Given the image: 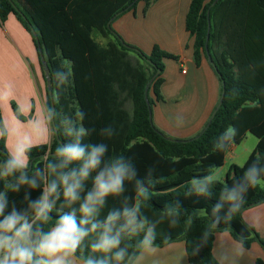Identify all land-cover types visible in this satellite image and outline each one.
<instances>
[{"label": "trees", "instance_id": "1", "mask_svg": "<svg viewBox=\"0 0 264 264\" xmlns=\"http://www.w3.org/2000/svg\"><path fill=\"white\" fill-rule=\"evenodd\" d=\"M134 1L0 0V20L13 13L24 24L32 34L38 51L40 47L50 78L63 61L71 63L70 83L56 107L65 114L74 105L84 111V126L92 130L86 142L101 141L100 129L112 125L116 135L104 141L109 145V155L122 153L129 157L140 178L149 168L155 169L154 176L160 182L152 190L153 195L144 208L145 214L149 218H157L164 213L166 204L181 201L179 223L169 227L165 221L157 227L158 246H165L174 240H185L191 264H217L213 242L215 233L219 231L228 230L236 240L243 237L245 248H249L254 240H259L264 247V241L242 217L244 210L264 202V187L258 186L247 193L245 203L232 219L212 230L208 246L199 255L193 254L194 244L210 225V213L221 184L214 186L211 198L184 195L194 175L203 174L212 165L222 167L229 147L233 143H240L248 132L259 140L256 149L247 163L230 167L225 182L230 184L233 178H239L257 154L264 157V0H219L214 6L212 3L215 0L208 3L206 0H192L186 17V29L195 39V63L200 66L202 57H208V51L222 82V90L225 85V97L206 130L185 141L166 136L154 125L145 99V89L158 71L160 73L148 91L151 110L155 101L163 99L160 87L164 82V59L179 60V57L157 45L150 54L127 43L125 46L112 26L108 27L116 14L121 13V16L135 9L138 2L143 0ZM154 1L146 0L145 12ZM209 19L211 29L206 49ZM97 33L113 39L102 46L95 39ZM215 39L224 40L225 46L217 48ZM129 53L135 54V61L143 60L152 71L146 70L141 63L133 65ZM51 85L53 89L52 79ZM151 93L155 95V101ZM47 98L51 104L48 89ZM126 101L127 104L132 101L131 109L125 107ZM230 125L237 129L234 142L223 152L214 150L215 139ZM63 142L65 137L59 136L52 148L56 143ZM0 149L2 157L6 151L2 141ZM45 155V148L33 149V163H39ZM128 187L130 193L131 185ZM21 195H12L11 198L19 202ZM32 195H39V191ZM118 206L119 200L109 198L104 212ZM199 209H207L209 216L197 218ZM188 220H191L190 225ZM165 239L168 243H165ZM256 264H264V260L258 259Z\"/></svg>", "mask_w": 264, "mask_h": 264}, {"label": "clouds", "instance_id": "2", "mask_svg": "<svg viewBox=\"0 0 264 264\" xmlns=\"http://www.w3.org/2000/svg\"><path fill=\"white\" fill-rule=\"evenodd\" d=\"M71 75L69 61H63L51 75L52 103L47 96L43 98L38 120L17 116L20 127H14L0 119V140L6 149L0 157V264H162L157 227L165 221L175 227L182 203L166 204L164 213L154 219L145 214L152 190L160 182L155 169L149 168L140 178L129 157L109 155L104 141L116 135L112 125L100 129L101 141L86 142L92 130L84 126V111L74 105L65 114L56 107ZM14 91L12 83H0V102L11 99ZM131 106L129 101L126 107ZM176 119L178 124L183 122L182 116ZM236 134L237 129L228 126L215 139L214 150L225 151ZM59 136L65 142L56 143L53 149ZM41 147L46 155L33 163L32 151ZM217 184L221 188L212 206V219L194 244V255L208 246L213 229L239 211L251 189L264 187V157L257 154L230 184L222 168L209 166L191 178L184 195L211 198ZM35 191L39 195L34 197ZM21 193L19 202L11 198ZM109 198L119 200V206L105 213ZM196 216L206 218L209 212L199 209ZM244 253L241 237L218 243L215 259L217 264H236V257Z\"/></svg>", "mask_w": 264, "mask_h": 264}, {"label": "crops", "instance_id": "3", "mask_svg": "<svg viewBox=\"0 0 264 264\" xmlns=\"http://www.w3.org/2000/svg\"><path fill=\"white\" fill-rule=\"evenodd\" d=\"M210 1L206 0V3ZM191 2L192 0H155L145 12L146 0H143L138 2L135 9L117 17L111 24L125 43L142 49L146 54L152 52L157 42L145 40L152 39L153 33L157 32L164 41L161 43L162 49L179 57V60L164 59V82L160 87L163 99L155 101V95L151 93L150 96L155 101L152 106L154 125L166 136L184 141L195 138L204 131L222 91V82L208 57H202L200 66L195 63V39L186 29ZM152 23H163L166 27L161 31H154ZM111 39L108 38L107 43ZM129 54L136 58L135 54ZM4 82H10L15 87L12 98L0 102L5 123L20 127L13 112L15 105L22 112V117H19L21 120H38L42 117V102L47 96L44 67L32 34L13 13L5 20H0V83ZM15 113L18 112L15 110ZM177 116L183 117L182 123L178 124ZM33 127L37 132L40 131L39 125ZM248 134L251 133L248 132L240 143ZM258 141L257 138L255 148L249 156L255 151ZM240 143H233L229 147L225 163L220 167L227 171L224 180L230 167L237 165L234 162L235 152ZM242 217L264 241V202L244 210ZM232 240L236 239L228 230L216 232L213 242L214 257L218 243ZM159 248L162 264H191L185 240H174ZM258 259L264 260V247L259 240H254L249 248H245L244 255L236 257V264H256Z\"/></svg>", "mask_w": 264, "mask_h": 264}, {"label": "rangeland", "instance_id": "4", "mask_svg": "<svg viewBox=\"0 0 264 264\" xmlns=\"http://www.w3.org/2000/svg\"><path fill=\"white\" fill-rule=\"evenodd\" d=\"M151 26H152V28H153L154 31H161L163 28L166 27V25L163 24V23H152ZM166 30H167V28H166ZM160 35L161 34H159L157 32H154L153 33V36H152V39H147L145 41L146 42L147 41H149V42L156 41L157 42L156 43L157 46H159L162 49L163 47L161 46V43L164 42V41L161 39ZM95 39L102 46H106V43L108 41V38L103 37L102 35H100V33L95 34ZM214 43H215V45H216L217 48L224 47L225 44H226V42L224 40H220V39H215L214 40ZM214 43H213V45H214ZM140 50H142V49H140ZM142 52H144V51L142 50ZM129 60L135 66H137V63H139V64L141 63L142 65H145L146 66L145 67L146 70H148L149 72L152 71L149 67H147V64L143 60H141V61L136 60L135 61V58H133V57H131V58L129 57ZM126 104H127V101L125 102V107H126ZM14 108L15 109L13 110V112H14L15 118H17V116L22 117L20 115V111H19L18 107L15 105ZM15 110L18 113H15ZM0 119L3 120L2 113H1V109H0ZM170 138H172V137H170ZM0 141H2V140H0ZM2 142L4 144V141H2ZM256 142H257V138L255 136H253L252 134H248L247 138L242 143H240L239 145H237L238 148H237V150L235 152L236 153V155H235V161H234L235 164H237L238 166H242L245 163V161L247 160L250 152H252V150L255 148ZM227 167L229 168L230 167V164ZM226 172L227 171H223L224 178L226 177Z\"/></svg>", "mask_w": 264, "mask_h": 264}, {"label": "water", "instance_id": "5", "mask_svg": "<svg viewBox=\"0 0 264 264\" xmlns=\"http://www.w3.org/2000/svg\"><path fill=\"white\" fill-rule=\"evenodd\" d=\"M138 0H135V2H137ZM219 0H215L213 3H212V6H214ZM133 3V4H134ZM13 6L15 7V5L13 4ZM121 13H118L116 14L108 23V27L111 28V24L112 22L120 15ZM209 14L210 12L208 11V18H209ZM210 29H211V24H210V19H209V26H208V33H207V43H206V49H207V46H208V41H209V38H210ZM121 43L125 46H127V44L121 39ZM39 51H40V47H39ZM40 54H41V59H42V63H43V66H44V71H45V78H46V81H47V89H48V93L49 95L51 96V92H52V85H51V78H50V71H49V68L47 66V63L45 62L44 60V57H43V54L41 53L40 51ZM207 54H208V59L210 61V63L213 65V67L216 69V66L214 65L213 61H212V58L211 56L209 55L208 51H207ZM160 73V71H158V73L153 77V79L150 81V83L147 85L146 89H145V99L147 101V104H148V107H149V113H150V119L152 121V110H151V106H150V103H149V97H148V91H149V88L153 82V80L156 78V76ZM224 97H225V85L223 84V90H222V93H221V97H220V100H219V103L218 105L216 106L214 112L212 113V116L210 118V121L208 123V125L206 126V128L211 124L212 120L214 119V117L216 116L218 110L220 109V107L222 106L223 104V100H224ZM52 102V101H51ZM206 128L204 130H206ZM0 151H2L0 149Z\"/></svg>", "mask_w": 264, "mask_h": 264}]
</instances>
